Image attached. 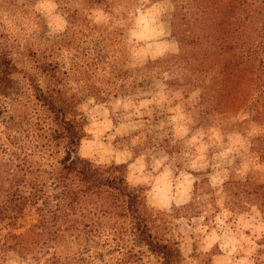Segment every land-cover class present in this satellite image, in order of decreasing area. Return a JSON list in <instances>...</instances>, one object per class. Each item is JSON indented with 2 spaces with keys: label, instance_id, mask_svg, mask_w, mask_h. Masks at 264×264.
<instances>
[{
  "label": "trees",
  "instance_id": "trees-1",
  "mask_svg": "<svg viewBox=\"0 0 264 264\" xmlns=\"http://www.w3.org/2000/svg\"><path fill=\"white\" fill-rule=\"evenodd\" d=\"M56 1L67 13L70 29L54 42L29 39L22 49L28 59L25 64L11 53L16 39L0 32V101L29 91L37 114H26L23 121L32 125L35 117L39 124L24 126L17 151L0 161V225L8 228L0 232V264L9 258L30 264H93L97 259L107 264L96 253L105 246L122 252L119 264H140L145 253L136 246L157 264H184L178 242L149 207L143 188L129 184L127 165L95 166L79 155L78 125L84 118L76 109V99L82 95L104 100L102 85H113L110 90L118 88L119 93L124 80L116 75L101 82L94 78L98 66L108 59L106 45L94 43L93 35L89 43L84 40L85 31L100 29L80 12L83 8L71 9L70 3L109 12V2ZM167 1L172 4L171 33L178 36L180 50L156 64L176 84L191 81L201 90L197 103L201 122L221 107L228 108V115L251 112L238 125L254 128L250 158L264 162V0ZM16 2L0 0V7L6 14H17L20 31L30 21L38 23L25 4L16 6ZM75 48L82 51L76 49L67 64L63 55ZM235 189L247 203L264 209V182L259 177L250 174L244 183L228 181L231 197L237 196ZM31 211L35 220L14 232L17 222ZM104 217L126 220L128 227L101 230ZM94 228L104 241L93 238Z\"/></svg>",
  "mask_w": 264,
  "mask_h": 264
},
{
  "label": "rangeland",
  "instance_id": "rangeland-1",
  "mask_svg": "<svg viewBox=\"0 0 264 264\" xmlns=\"http://www.w3.org/2000/svg\"><path fill=\"white\" fill-rule=\"evenodd\" d=\"M108 2L109 12L70 3L71 9L83 8L80 12L100 29L85 31L88 39L84 40L106 45L103 50L108 59L98 66L94 78L101 82L116 75L124 80V87L119 93L117 88L115 95L110 90L113 85L103 84L104 100L82 95L76 99V109L84 118L78 125L82 133L79 155L95 166L127 165L129 184L143 188L149 207L178 242L184 264H264V209L247 203L238 189L233 190L236 197L228 194V181L244 183L251 174L264 182V162L250 158L249 153L254 128L238 125L252 113L240 110L228 115V108L221 107L201 122L197 107L201 90L191 81L176 84L156 64L180 50L178 36L171 33L172 4L167 0ZM22 4L38 23L30 21L20 31L17 14H6L0 7V32L16 39L11 53L25 64L28 59L22 49L29 39L57 41L70 25L56 0L15 3ZM83 44L79 46L83 48ZM76 49L82 51L75 48L63 55L67 64ZM30 95L28 91L22 97L0 101V161L17 151L24 126L39 125L35 117L32 125L23 121L26 114H37ZM29 141L27 146H31ZM35 218L31 211L17 222L14 232ZM127 227L126 220L114 217L100 222L105 231ZM6 229L0 225V232ZM90 233L96 240H105L97 228ZM135 248L145 253L140 264H157L141 246ZM99 250L97 256L104 262L119 264L122 252L108 246ZM1 264L30 263L9 258Z\"/></svg>",
  "mask_w": 264,
  "mask_h": 264
}]
</instances>
